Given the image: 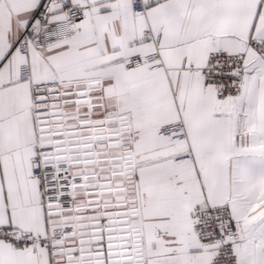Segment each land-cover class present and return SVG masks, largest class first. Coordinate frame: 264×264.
Listing matches in <instances>:
<instances>
[{
	"label": "snow or ice",
	"instance_id": "snow-or-ice-1",
	"mask_svg": "<svg viewBox=\"0 0 264 264\" xmlns=\"http://www.w3.org/2000/svg\"><path fill=\"white\" fill-rule=\"evenodd\" d=\"M0 264H264V0H0Z\"/></svg>",
	"mask_w": 264,
	"mask_h": 264
}]
</instances>
